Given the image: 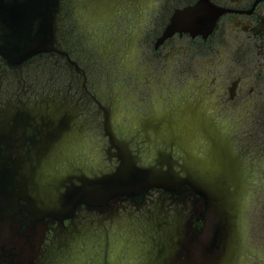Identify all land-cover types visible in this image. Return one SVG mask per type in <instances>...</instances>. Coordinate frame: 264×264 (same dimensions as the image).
<instances>
[{
	"label": "flooded vegetation",
	"instance_id": "af4514ba",
	"mask_svg": "<svg viewBox=\"0 0 264 264\" xmlns=\"http://www.w3.org/2000/svg\"><path fill=\"white\" fill-rule=\"evenodd\" d=\"M22 14L55 18V42L0 63V264H148L167 226L215 224L201 264H264V0H1ZM124 160L172 190L65 204Z\"/></svg>",
	"mask_w": 264,
	"mask_h": 264
},
{
	"label": "water",
	"instance_id": "95a60500",
	"mask_svg": "<svg viewBox=\"0 0 264 264\" xmlns=\"http://www.w3.org/2000/svg\"><path fill=\"white\" fill-rule=\"evenodd\" d=\"M49 23L55 25L56 19H43L36 14H32V17H26L24 14L15 17H0V63L20 65L48 54L55 42V34L46 33ZM1 166L2 164H0V204H15L14 178L2 176V173L9 172L10 169H2ZM83 175L84 178H81L83 184L78 185L73 181L74 184L64 195L65 204L69 205L70 209L85 202L105 204L112 196L122 191L144 195L153 187L172 190L174 185L171 178H162L158 175V168L154 167L152 170L132 168L131 164L125 160L117 166L116 171H107L96 177H89L87 172ZM153 219L158 220L159 218ZM218 219L215 217L214 220ZM167 220L171 219L167 218ZM153 229L158 231L161 227L156 225ZM174 229L173 225L167 226L163 235L157 233V238L151 236L152 239L143 241L146 246L145 253L149 259L148 264H190L191 258L197 261L196 264H201L204 254L210 252L204 244L213 246L217 241L216 234V237L210 239V230L215 231L220 228L216 224L214 227L204 226L202 229L204 232H198L193 237L182 234V238L177 242L174 241ZM233 240V228L229 225L224 241L229 242L230 246ZM121 247L120 243H115L114 252L120 250ZM124 250L126 249L122 247L121 251Z\"/></svg>",
	"mask_w": 264,
	"mask_h": 264
}]
</instances>
